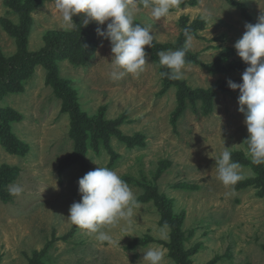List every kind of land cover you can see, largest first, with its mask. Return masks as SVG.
<instances>
[{
	"label": "rangeland",
	"instance_id": "rangeland-1",
	"mask_svg": "<svg viewBox=\"0 0 264 264\" xmlns=\"http://www.w3.org/2000/svg\"><path fill=\"white\" fill-rule=\"evenodd\" d=\"M30 2L0 0V177H7L0 264H35L38 257L42 264H139L150 246L165 249L168 264H264V185L226 187L215 170L225 145L233 147L242 181L261 177L245 155L240 93L227 81L242 83L247 65L234 44L247 23L259 22L264 0H177L160 19L142 0H130L136 23L150 28L158 46L146 47L142 73L118 81L110 77L109 40L95 31L81 49L73 47L87 27L106 24L83 27L78 16L76 27L65 29L55 0H33L23 14ZM185 47L178 82L212 91L208 111L194 94L182 103L179 84L164 92L158 53ZM55 81L67 83L76 108L55 94ZM77 115L82 125L74 133ZM99 166L117 171L140 204L133 217L101 229L120 245L67 220L81 200L78 180ZM13 185L22 193L11 195ZM150 190L170 206L178 230L165 224Z\"/></svg>",
	"mask_w": 264,
	"mask_h": 264
},
{
	"label": "clouds",
	"instance_id": "clouds-1",
	"mask_svg": "<svg viewBox=\"0 0 264 264\" xmlns=\"http://www.w3.org/2000/svg\"><path fill=\"white\" fill-rule=\"evenodd\" d=\"M177 0H158L152 4L150 0H142L144 8H151V16L156 19L166 17ZM55 8L62 19V27L74 29V17H83V27L96 22L105 25L106 30L97 27L100 38L111 44L112 66L110 77L113 81L123 79L126 75L138 76L148 65L146 47L153 46L154 37L149 27L136 23L134 10L130 0H55ZM256 24L247 23L243 36L234 44L238 56L247 65L242 74V83L228 80V87L239 91V112L245 116L249 137L245 155L254 165H264V14L259 16ZM186 40L192 37L185 31ZM187 48L175 51H161L159 64L168 71L161 72V77L170 80H181L186 66ZM232 148L224 145L223 150L215 158L217 179L224 186L234 187L245 177L241 173V164L232 160ZM81 200L74 202L69 209L67 220L87 235H95L100 242L116 244L108 231L101 229L113 226L121 220H127L140 207L137 198L117 171L99 166L87 172L78 180ZM23 191L20 185L9 187L11 195H19ZM139 264H168L166 250L158 246H150L143 252Z\"/></svg>",
	"mask_w": 264,
	"mask_h": 264
},
{
	"label": "trees",
	"instance_id": "trees-1",
	"mask_svg": "<svg viewBox=\"0 0 264 264\" xmlns=\"http://www.w3.org/2000/svg\"><path fill=\"white\" fill-rule=\"evenodd\" d=\"M32 5H34L33 4V0H31L29 7L26 10L23 11V14H25L26 12L28 13V11H29V9L31 8ZM95 29H96L95 27H90V26L87 27L86 31L83 34H81L80 39L77 40L76 42H74L73 47L76 46L78 49H81L80 46L84 45V42L86 43L85 40L87 38H89L96 31ZM157 46L158 45H153L152 47L157 48ZM165 71H168V70L166 68L162 67V72H165ZM163 80H164V83H165L164 92H166L167 89L169 87H171L172 85L179 84L180 90H182L181 91V96H180V99H181L182 103H183V100H184L183 99L184 96H186V95L191 96V95L194 94L195 96H197V97L199 96L200 98H202V100L207 105L206 108H205V111H208L209 110L208 105L211 103V100H212V96H213V92L212 91H209V92L199 91V92L195 93V92L191 91L190 89H188L185 86V84L178 82V80H170V79H167L166 77H163ZM55 83H56L55 84L56 87H55V91H54L55 94L59 98H61V99L64 100V102L66 104L65 106H66L67 109H72L74 103L72 104V101L70 99V95L71 94H70V91L68 90L69 88L67 86V83L66 84L65 83H58L57 81H55ZM75 108H76V106H75ZM75 120L77 121V127H75V129H74V133H77L79 131H76V130L79 129L80 126L82 125V124L78 123L80 121V116L77 115ZM138 140L139 139H135L133 141H128V142L129 143H135V142L137 143ZM74 162H72V164ZM79 162L81 164H84L85 165V161H84L83 157H80L79 158ZM243 162H245V161L243 160ZM67 163H68L67 166H70L71 165V161H67ZM261 167H262V165H259V166L256 165L255 169H256L257 173L261 177L264 178V171L262 170ZM63 169L64 168H62V170ZM261 177L255 178V179H250V180H247V181H241L237 185H235V187L236 188H247V187H251V186H259L260 184L264 185V181H262ZM6 178L7 177H5V178L0 177V195H3V193H2V183H3V181L5 183H7V179ZM150 192H151L150 196H152L155 199V201L157 202V204H158L161 212L164 215V219H165L164 222H165V224L168 225V226H170L171 228L176 227L177 230H178V226L177 225H178V222L179 221L176 222V219L173 218L172 211H171L170 206L165 203L164 199H162L160 196H157V194H156V192L154 190H150ZM38 261H39V257L36 258V259H34L33 260V263H35V264H42L41 262L39 263Z\"/></svg>",
	"mask_w": 264,
	"mask_h": 264
}]
</instances>
